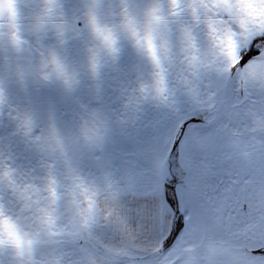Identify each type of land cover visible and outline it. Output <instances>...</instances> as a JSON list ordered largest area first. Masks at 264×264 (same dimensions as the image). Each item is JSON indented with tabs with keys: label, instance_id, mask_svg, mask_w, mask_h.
<instances>
[{
	"label": "crops",
	"instance_id": "obj_1",
	"mask_svg": "<svg viewBox=\"0 0 264 264\" xmlns=\"http://www.w3.org/2000/svg\"><path fill=\"white\" fill-rule=\"evenodd\" d=\"M96 3L97 23L119 38L115 59L106 52V116L144 117L141 123L120 125L117 136H106V181L87 182L98 190L101 217L109 211L112 215L107 225L93 226L89 235L79 226L71 202L72 180L63 182L60 158L58 166L55 155L54 165L41 167L38 145L33 146L38 156L32 158L24 140L0 138V210L33 240L31 259L18 258L11 249L0 259L4 264H264V79L244 76L242 65L229 72L225 58L211 50L216 29L236 37L239 56L264 60V23L240 11L250 17L264 12V0H179V7L171 0ZM53 4L49 16V0H0V116L45 114L40 110L46 108L48 82L39 69L50 52L78 67L76 49L63 50L70 43L61 42L60 28L70 29L64 40L79 30L92 31L93 0ZM154 9L159 22L152 20ZM150 23L157 30V44L166 41L169 49L163 92L133 36V29L143 36ZM189 33L195 51L185 46ZM193 55L199 60L194 62ZM57 109L62 114V107L55 109L56 115ZM199 116L210 122L193 125L189 117ZM218 169L223 170L222 187L238 192L245 207L233 200L232 214L220 227L192 214L176 244L166 240L170 226L190 211L193 193L213 190L221 178ZM50 176L57 182L59 198L54 202L48 191ZM113 190L119 193L116 200ZM53 206L55 223H45L43 210ZM206 207L214 216L213 205ZM117 213L126 224L117 220ZM74 225L80 238L67 234ZM160 243L164 247L153 251ZM169 246L176 252L169 254ZM188 246L195 251H185Z\"/></svg>",
	"mask_w": 264,
	"mask_h": 264
},
{
	"label": "snow or ice",
	"instance_id": "obj_2",
	"mask_svg": "<svg viewBox=\"0 0 264 264\" xmlns=\"http://www.w3.org/2000/svg\"><path fill=\"white\" fill-rule=\"evenodd\" d=\"M171 3L174 7H179V0H171ZM97 7L96 0H93V4L89 8V23L92 33L100 46L98 50H92V55L89 58V67L94 78L99 75L101 51L112 55L114 59L119 52L117 46L119 38L117 34L112 29L102 27L97 23ZM53 8V0H49V7L47 10L49 16L52 14ZM125 8H127L126 4ZM155 11L154 9L152 20L159 22L160 17L155 15ZM240 11L243 17L255 19L264 23V12H259L250 17L248 11L244 9ZM68 31H70V29L66 25L60 28L62 43H66L63 37L66 36ZM133 36L135 37L138 51L141 54H146L150 59L154 68V76L156 77L158 90L163 92L166 85L164 61L170 59L167 42L165 41L160 45L157 44V30L151 23L143 36L135 29H133ZM211 40V50L225 58L228 63L229 72L237 65H242L241 71L244 76L251 79H264V60L257 59L255 61H248L247 57L239 56L241 44L234 35H222L219 30L213 29ZM185 46L187 49H192L193 51L197 48L195 38L191 33L186 37ZM191 59L195 62L199 60V57L193 55ZM39 75L46 82L61 83L69 92H74L81 83L80 73L75 68L70 67V65L66 63V60L56 51L50 52V54L42 60ZM2 103L3 98L2 95H0V105H2ZM81 107L85 115H81L80 123L67 133H62L61 129L57 126L55 111L54 109H50L47 133L34 137L37 142H40L42 153L59 152L61 156L67 158L68 149L75 140L83 139L88 143H94L102 139V126L104 121L101 119L99 112L96 109H89L87 105H82ZM189 119L193 125L199 123L196 117H189ZM21 120L26 133L30 135L35 125L33 116L25 114L21 117ZM180 142L182 143L183 141L181 140ZM69 171L72 180L70 186V193L72 196L71 202L75 206L79 226L88 229L89 235H91L93 226H105L108 224V217L112 215V211H109L101 217L97 202V188L94 185L88 184L74 168H71V166L69 167ZM217 174L220 175L221 178L216 185L213 186L212 191L193 193L190 211L185 213L181 219L176 220L170 226V230L165 237L166 240L171 239L173 244H176L177 237H180L186 226L185 222L191 218L192 214H196L202 221L212 219L216 226L220 227L223 225L225 216H230L232 214L231 202L233 200L239 204L241 209L245 207V203L239 199L238 192H229L222 187L223 170L218 169ZM228 174L231 175L230 173ZM260 178L261 181L264 182V163L261 165ZM236 182L235 178H233L232 183L235 184ZM244 182H248L247 177H245ZM56 183L55 177L50 176L48 191L53 198V202L59 198L55 187ZM108 187L111 188V185ZM118 195V190L112 191L114 200L118 198ZM144 199L148 200V197ZM169 203L171 204L172 202L170 201ZM209 204L213 205L212 211L215 213L214 216H209V209L206 207V205ZM43 211L45 213L44 222L54 224L55 218L53 212L55 211V207L45 208ZM116 218L122 225L126 224L125 218L120 216L119 213H117ZM173 232L176 233L175 236L172 235ZM67 234L70 236L75 235L77 238H80L79 229L75 228V225L73 229L67 230ZM32 244L33 240L27 237L26 234L21 233L17 222L11 217L5 216L2 210H0V257H2L5 249H11L18 258L23 259L27 256L31 259ZM163 247V243L157 244L154 246L153 251L159 252ZM184 250L194 252L195 246H188ZM173 252H176V247L169 246L168 253L172 254ZM0 264H4L2 259H0Z\"/></svg>",
	"mask_w": 264,
	"mask_h": 264
},
{
	"label": "rangeland",
	"instance_id": "obj_3",
	"mask_svg": "<svg viewBox=\"0 0 264 264\" xmlns=\"http://www.w3.org/2000/svg\"><path fill=\"white\" fill-rule=\"evenodd\" d=\"M101 26L106 27V25L102 24ZM78 27L80 26L78 25ZM78 29H81V27ZM66 42H69L70 45H65L63 50H65V52H70V48L71 50L76 49L75 52L78 53L79 56V63L76 62L78 65L76 70L80 73L81 80L79 86L74 92H69L58 82H48L44 84L47 99L43 101L46 103L42 107L46 108L40 111H44L45 114L32 115L35 121L32 133L30 135L26 133L21 120L22 116H0V138H13L15 141L24 140L26 144H22L23 146L25 145L24 147L31 146L32 158L35 155L38 156L33 147L38 145L39 156H41L39 157L41 167L42 164L48 167L54 165L56 155L57 166L59 164V158L62 164L63 182H67V180L70 181V166L74 168L86 182H104L106 181V136H108V134L111 138L114 135L117 136L119 134L118 129H120V125L133 123L135 121L141 123L144 117H134L132 115L106 116V52L101 51L100 53L99 75L94 78L89 67V58L92 55V50H98L100 46L92 31L79 30V33L70 35L66 39ZM113 70L117 72L112 74H118V69H111V71ZM121 72L124 74L123 70ZM115 86L118 87V85ZM126 86L127 85H121V87ZM82 105H87L89 109H96L99 112L101 119L104 121L102 126V139L94 143H88L83 139L75 140L68 149L67 158L61 156L59 152L42 153L40 142H37L34 137L47 133L50 109H54L56 112V108L62 107V114H58L57 109L55 118L57 126L61 129L62 133H67L80 123L81 115H85L81 107ZM110 105H112V103ZM209 117L214 119L213 116ZM196 118L201 124L210 122L207 120L208 117L206 116H199ZM32 163L38 165V161L34 162L33 159ZM66 176H68V179H66Z\"/></svg>",
	"mask_w": 264,
	"mask_h": 264
},
{
	"label": "trees",
	"instance_id": "obj_4",
	"mask_svg": "<svg viewBox=\"0 0 264 264\" xmlns=\"http://www.w3.org/2000/svg\"><path fill=\"white\" fill-rule=\"evenodd\" d=\"M253 53H250V55H252Z\"/></svg>",
	"mask_w": 264,
	"mask_h": 264
}]
</instances>
